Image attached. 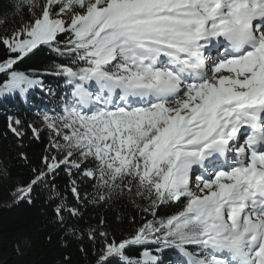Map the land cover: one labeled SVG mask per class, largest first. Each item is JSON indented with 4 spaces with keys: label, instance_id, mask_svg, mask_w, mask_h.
Instances as JSON below:
<instances>
[{
    "label": "snow or ice",
    "instance_id": "1",
    "mask_svg": "<svg viewBox=\"0 0 264 264\" xmlns=\"http://www.w3.org/2000/svg\"><path fill=\"white\" fill-rule=\"evenodd\" d=\"M13 7L19 23L0 34V97L44 88L40 73L16 67L41 47L64 87L42 116L48 144L18 200L44 186L54 221L87 235L94 264H165V251L176 254L169 264H264V0ZM20 125L9 117L17 137ZM62 170L85 185L82 195L70 182L77 205L128 199L143 219L119 236L103 218L85 233L54 183ZM166 206L178 210L161 215Z\"/></svg>",
    "mask_w": 264,
    "mask_h": 264
},
{
    "label": "trees",
    "instance_id": "2",
    "mask_svg": "<svg viewBox=\"0 0 264 264\" xmlns=\"http://www.w3.org/2000/svg\"><path fill=\"white\" fill-rule=\"evenodd\" d=\"M16 3L17 0H0V19L5 16L7 19V23L0 25V34L11 31L19 23V17L14 20L12 15ZM4 53L3 46H0V59L5 58ZM55 59L54 54L44 47L35 55H29L16 67L36 70L41 74L44 88L37 87L24 96L10 94L6 98L0 97V264H94L93 248L87 235L79 239L66 235L54 221L44 186L33 191L31 203L27 199L18 200L17 189L32 178L31 169L40 166V158L48 144L49 132L43 125L42 116L45 112L51 114L64 91L62 79L50 74ZM45 69H49V73L46 74ZM3 78L0 75V80ZM9 117L21 121L22 137L9 130ZM30 123L39 130V140L28 128ZM72 179L77 180L83 195L85 185L75 174L70 177L62 170L54 178V183L69 204L79 207L81 215L77 226L85 233L103 218L108 230L119 236L133 228L132 217H136L137 222L143 219L140 209L128 199H115L108 206H97L83 199L77 205L70 191ZM88 191L91 192V188ZM177 210L175 206H166L159 212L163 215ZM81 245L85 251H81ZM163 255L165 264L176 256L174 251H165Z\"/></svg>",
    "mask_w": 264,
    "mask_h": 264
},
{
    "label": "rangeland",
    "instance_id": "3",
    "mask_svg": "<svg viewBox=\"0 0 264 264\" xmlns=\"http://www.w3.org/2000/svg\"><path fill=\"white\" fill-rule=\"evenodd\" d=\"M193 182H195V180H193Z\"/></svg>",
    "mask_w": 264,
    "mask_h": 264
}]
</instances>
